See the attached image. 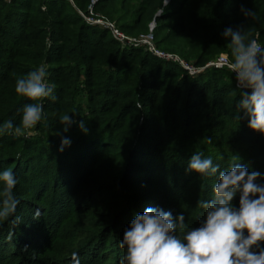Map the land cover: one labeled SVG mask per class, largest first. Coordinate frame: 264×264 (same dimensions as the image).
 <instances>
[{"label":"trees","instance_id":"obj_1","mask_svg":"<svg viewBox=\"0 0 264 264\" xmlns=\"http://www.w3.org/2000/svg\"><path fill=\"white\" fill-rule=\"evenodd\" d=\"M163 1L96 0L93 10L130 36L147 33L154 21L157 46L195 65L220 52L230 58L222 33L239 25L264 54V0H169L156 16ZM73 2L87 13L92 0ZM74 5L0 0V125L20 123L25 105L33 102L15 93L16 80L43 60L52 66L48 79L56 96L43 101L42 120L30 138L0 135V172L14 167L20 202L13 216L0 219V264H17L19 257L25 262L18 264H122L126 249L119 244L135 214L148 207L178 212L189 185L200 187L201 201L213 198L218 174L189 172L194 153L210 157L221 171L234 162L247 165L263 175L264 184V135L238 119L240 90L228 67L190 75L176 62L122 44L110 30L87 22ZM242 7L255 18L246 19ZM81 76L85 108L74 99ZM66 114L75 122L63 132ZM81 120L87 132L78 127ZM62 138L70 145L61 151ZM237 141L249 153L234 147ZM58 192L66 199L70 193L75 198L69 204L74 203L62 204L65 197ZM65 207L64 225L77 231L46 243L43 217L60 215Z\"/></svg>","mask_w":264,"mask_h":264},{"label":"clouds","instance_id":"obj_2","mask_svg":"<svg viewBox=\"0 0 264 264\" xmlns=\"http://www.w3.org/2000/svg\"><path fill=\"white\" fill-rule=\"evenodd\" d=\"M167 3L165 0L159 15ZM241 12L246 19L256 15L243 7ZM222 36L230 42L227 67L235 74L236 88L240 90L236 107L243 115L238 119H247L251 130L264 135V54L257 42L248 38L245 25L228 27ZM47 75L46 67L40 65L16 80L15 93L33 103L25 105L18 125L4 121L0 135L22 136L42 120L43 101L56 99L55 85L46 82ZM60 122L62 131L67 132L75 121L66 114ZM78 127L87 132L83 120ZM68 145L70 140L62 138L60 150ZM187 170L200 177L218 174L213 198L199 202L205 210L200 226L186 229L183 213L174 218L163 209L148 207L135 214L124 230L119 244L126 249L122 264H264V184L257 183L261 173L249 172L247 165L236 162L221 171L219 164L202 153L191 156ZM0 183V219L7 220L20 203L14 195L18 181L14 172L7 169L0 172ZM238 194L236 207L233 201ZM40 215L37 209L35 217Z\"/></svg>","mask_w":264,"mask_h":264},{"label":"rangeland","instance_id":"obj_3","mask_svg":"<svg viewBox=\"0 0 264 264\" xmlns=\"http://www.w3.org/2000/svg\"><path fill=\"white\" fill-rule=\"evenodd\" d=\"M8 1H10V0H8ZM71 3L74 5V2H73V0H71ZM95 2H93V3H91L90 5H91V9H92V12H93V14L95 15V17L96 18H100L101 20H103V21H108V22H113L117 27H118V24H117V22L113 19V18H111L110 16H108V15H105L104 13L102 14V13H100V12H95L94 10H93V4H94ZM165 3V0L163 1V4ZM168 3H169V0H168ZM167 3V4H168ZM89 5V6H90ZM75 6V5H74ZM88 6V7H89ZM75 9L77 10V12L80 14V13H83L80 9H78L76 6H75ZM81 15V14H80ZM151 25H153V28L155 27V22L154 21H152L150 24H149V27L148 28H150V26ZM156 44V43H155ZM134 45H136V46H138V47H141V48H143L144 50H146V51H148V52H150L148 49H147V47L146 46H144V45H142V44H134ZM157 45V44H156ZM47 46L48 47H50L51 46V40L49 39V38H47ZM168 52V51H167ZM151 53V52H150ZM170 53H172V52H170ZM152 54V53H151ZM175 54V53H174ZM219 54H225V53H222V52H220ZM219 54H217V55H215V57L216 56H218ZM227 55V54H226ZM228 58H229V56H228ZM229 60H230V58H229ZM186 61H188V60H186ZM189 63H191V64H193L195 67H203L204 65H195L194 63H193V60L192 59H190L189 61H188ZM40 65H44L45 67H46V69H47V72H48V75H47V77H46V82L47 83H49V75H50V67H52L48 62H46V61H42L38 66H40ZM37 66V67H38ZM202 69V68H201ZM206 68H204L203 70H205ZM202 71V70H201ZM83 76H81L80 77V83H79V87H77V94H76V96H75V101L77 102V103H79V104H81L82 105V107L83 108H85V105H86V92L85 91H83L82 90V88H84V84H83ZM50 84V83H49ZM81 88V89H80ZM137 106H138V108L141 110V106H140V104H137ZM142 111V110H141ZM141 120H142V117H140V122H141ZM35 133V131H34V128L33 129H30V130H27L26 132H25V134L24 135H22V137L23 138H30L33 134ZM234 147H236V148H238V149H241V152H248L247 151V146H246V144H242L240 141H237L235 144H234ZM249 153V152H248ZM11 168H14L12 165L10 166V168H7V169H11ZM3 169V168H2ZM7 169H5V170H7ZM253 171V170H252ZM249 172H251V171H249ZM261 176H263V175H261ZM260 181V178L257 180V183H260L259 182ZM2 184V183H1ZM199 186L198 187H196V186H191V185H189L188 186V189L186 190V200L185 201H183V203L181 204V206H180V209L179 210H177L178 212H176L175 210H172L174 213H172V216L175 218L176 216H178L179 214H181V213H183L184 214V216H185V224H186V229H191V228H195L196 226H195V224L194 223H196V220L199 218V216H200V214H198V211H199V202L202 200V198H201V196L199 197V194H198V191H199ZM48 194V191H44L43 192V195H45V198L47 199V195ZM56 195L57 196H59V197H65L64 198V200H63V203L62 204H64V205H66L67 203H68V205H72L74 202H72V203H70L69 204V202L70 201H74V198L75 197H73L72 198V195L69 193V196H70V198L69 199H66V196H64V195H62V196H60V193L58 192V193H56ZM68 196V197H69ZM210 198H211V196H210ZM50 199V198H49ZM52 199H53V197H52ZM59 199V198H58ZM73 199V200H72ZM57 200V197L55 198L54 197V202ZM66 201V202H65ZM238 201H239V194L237 195V197L236 198H234V201H233V204H234V206H236V207H238ZM76 202V201H75ZM2 203V202H1ZM68 207H65V208H63L64 209V211L62 212V214H60V215H58V213L57 214H55V213H52V214H50V212H49V214H47V216H45V217H43L44 219H42L43 220V222L45 223V227H47V233H48V236H47V238H48V240L46 241V243H48V242H50V243H52L53 241L52 240H54V238H56V237H58V236H65V238H64V240H66L67 238H70L71 237V235L73 234V232L74 231H77L76 230V228L74 227V226H71V225H64L65 224V215H67L68 213L66 212V210L65 209H67ZM61 210V209H60ZM201 212H202V215H201V219H200V222L204 219V216H205V210L204 209H202L201 210ZM58 215V216H57ZM200 224V223H199ZM48 225V226H47ZM25 259H22L21 257H19L15 262L18 264V262H20V263H24L25 261H24Z\"/></svg>","mask_w":264,"mask_h":264},{"label":"built area","instance_id":"obj_4","mask_svg":"<svg viewBox=\"0 0 264 264\" xmlns=\"http://www.w3.org/2000/svg\"><path fill=\"white\" fill-rule=\"evenodd\" d=\"M8 1V0H7ZM71 1V0H70ZM96 0H92V3ZM81 16L89 23L101 25L102 27L110 30L113 36L122 44H142L147 47V49L155 56L173 61L178 63L188 74L196 75L204 68L209 67H227L230 63V60L226 54H219L218 56L214 57L213 59L209 60L203 67H195L193 64L189 63L185 59L181 58L177 54L170 53L160 49L155 44V38L153 34V25L150 26L149 30L145 34H140L138 36H130L121 31L113 22L103 21L100 18H96L92 12L91 5L88 7L87 13H80ZM259 51L261 47L259 43H257ZM202 68V69H201Z\"/></svg>","mask_w":264,"mask_h":264},{"label":"water","instance_id":"obj_5","mask_svg":"<svg viewBox=\"0 0 264 264\" xmlns=\"http://www.w3.org/2000/svg\"><path fill=\"white\" fill-rule=\"evenodd\" d=\"M159 15V12L156 14V16Z\"/></svg>","mask_w":264,"mask_h":264}]
</instances>
